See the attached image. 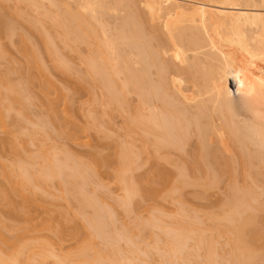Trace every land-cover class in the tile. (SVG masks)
<instances>
[{
    "label": "bare ground",
    "instance_id": "obj_1",
    "mask_svg": "<svg viewBox=\"0 0 264 264\" xmlns=\"http://www.w3.org/2000/svg\"><path fill=\"white\" fill-rule=\"evenodd\" d=\"M60 1L0 0V62H17L8 56L2 39L10 41L26 62L22 76L20 72L13 77L19 72L13 65L10 70L15 73L9 70L12 76L7 72L10 75L1 77L0 129H10L18 118L20 128L29 121L36 70L47 114L61 123L62 136L80 143L77 132H92L106 139L107 146L117 143L112 175L121 196H107L109 191L102 189L108 186L97 181L99 170L110 168V161L97 156L83 162L50 141L47 119L40 117L37 125L29 121L33 129L26 125L20 133L17 126L15 132L12 128L8 145L13 159L6 163L0 156V179L8 185V189L0 186V264H132L135 258L144 264L143 255L152 242L154 251H160L157 257L165 253L173 264L191 239L197 242L196 249L204 250V263L221 264L220 236L228 246L225 263L264 262V0ZM109 1L134 10L122 6L130 12L125 17L110 14L105 6ZM34 33L52 67L74 81L75 90L88 94L91 109L85 127L76 125L69 132L74 90L50 78L43 54L32 40ZM81 48L86 54L77 53L82 67L77 72L63 50L83 53ZM116 117H125V141L108 127ZM191 143L194 148L188 152L194 150L187 161L189 153L186 150L184 157L182 153ZM29 146H36L35 154L27 152ZM140 168L149 174L137 178ZM225 175V199L218 212L203 215L206 219L201 216L208 221L203 228L204 220L184 209L181 193L190 187L199 196V191L217 187ZM238 176L249 179V185H238ZM259 177L262 185H257ZM100 190L109 200L99 198ZM10 194L38 206L45 217L33 225L21 209L16 215L26 217L25 222L6 219L2 210L14 209ZM143 198L178 203L181 213L175 208L167 215L154 202L148 214L145 210V220L141 214L129 219H138L132 228L129 221L119 220L123 227L116 225L117 209L128 217ZM164 218H174L176 224L170 220L174 227L164 226ZM73 223L83 235L74 252H63L58 243ZM152 229L166 241L158 236L154 243L158 233H150ZM122 241L124 249L123 243L119 246ZM161 242L164 253L158 248ZM165 256L156 263H163H159L163 258L165 262Z\"/></svg>",
    "mask_w": 264,
    "mask_h": 264
},
{
    "label": "rangeland",
    "instance_id": "obj_2",
    "mask_svg": "<svg viewBox=\"0 0 264 264\" xmlns=\"http://www.w3.org/2000/svg\"><path fill=\"white\" fill-rule=\"evenodd\" d=\"M58 3H60L61 4V1L60 0H56ZM73 5H75V3L73 2L72 3ZM124 5H127V4H118V3H114V2H112V1H109V2H105V6L109 9V13L111 14V13H113V14H117V15H120V16H122V15H124V13L127 11V8L129 7V9H130V6H124ZM122 6L123 7H127V8H125L126 10H125V12H124V9L122 8ZM138 8H139V6H138ZM134 10V8H132V9H130V12L131 11H133ZM129 11V10H128ZM115 12V13H114ZM117 12V13H116ZM129 12V13H130ZM118 13H120V14H118ZM128 12H126V15L127 14H129ZM34 16L36 15L35 13H32ZM113 14H112V16H113ZM126 15H124V17L126 16ZM35 17H37V16H35ZM118 17V16H117ZM124 17H122V18H124ZM120 18V17H119ZM23 27H25V25L23 26ZM22 27V28H23ZM24 30H25V28H23ZM26 31V30H25ZM31 37H32V40H33V42L35 43V45L38 47V49L41 51V53L43 54V57H44V60L46 61V65H47V67H48V69H49V74H50V78L52 79V80H54L55 81V83L56 84H58L59 86H61V87H64V88H66V89H72V90H74V95H73V101H72V104H71V108L69 109V111H70V114H71V116L72 117H70V118H72V123H71V126L70 125H68L70 128H69V132L71 131L72 132V130L73 129H75L74 127H76V125L77 126H80V127H85L86 126V124H87V122H88V119H87V112L88 111H90V109H91V106H90V104H89V96H88V94L86 93V92H84V91H82V90H78V89H74L75 87H76V84L74 83V81H72V80H70V79H68V78H66L65 76H63L60 72H58L57 70H55L53 67H52V65L50 64V61H49V59H48V57L46 56V54H45V52H44V47H43V45H42V43H41V41H40V39H39V37H38V35L37 34H33V35H31ZM3 41H1L2 42V44L3 45H5L4 47H5V50L7 51V53H9L8 54V56H11L12 57V59L14 58L17 62H15L13 65L15 66V69H17V71L19 70V72L17 73L16 72V74H13V77H15V76H18L19 75V73L21 72V76H22V74H24V69H26L25 67H26V62L24 61V57H23V55L21 54V53H19L17 50H16V48H14V46L10 43V41H8L7 39H2ZM81 52H83V50H85L84 48H81V49H79ZM84 52H86V51H84ZM80 53V52H76V53H74V51H72V50H67V49H65V50H63V54H64V56L65 57H67L68 59H70V60H72V62H75V64H74V70H78L77 72H81L80 70H82V67L80 66V64H78V57H77V53H79V54H86V53ZM45 54V55H44ZM67 55V56H66ZM12 65V64H11ZM10 64H7V63H5V62H0V81H1V77L3 78L5 75H6V73L8 72H10L11 70H13V69H11L10 70V68H12L13 67V65L11 66ZM22 68H23V70H22ZM10 70V71H9ZM20 70H22V71H20ZM12 73L14 72V71H11ZM10 72V73H11ZM7 73V74H8ZM12 73H11V76H12ZM15 73V72H14ZM33 73H34V75H35V77H36V79H35V82H34V88H33V94L35 95V104H33V105H31L30 106V110H29V112H28V116L27 117H29L30 119H27V120H29L28 122L29 123H34V124H36L37 125V121L39 122V121H41L42 119L43 120H46V122L47 121H50L49 123H48V128H46V130L47 131H49L48 133H50V137L52 138L50 141H52V142H55L58 146H60L61 148H64V149H66L68 152H71V154H73L74 156H76L78 159H82L81 161H83V162H92V160L94 159V157H100L101 156V158L104 160V158H105V160H107V161H110V168H108V167H102L100 170H99V174H98V176L99 177H97V178H95V179H97V181H99V182H101L100 184H104V185H106V187L108 186V189L107 190H105V189H102L103 191H106L105 193H108V191H109V193H108V195L107 196H109V194L110 195H112V198H113V196H114V198L116 199L117 197H120L121 196V191H119V189H118V186L116 185V183L114 182L115 180H114V176L112 175L113 174V171H112V169H114L115 168V166H113L114 164H116V162L114 161L115 160V158H114V152H115V147H116V145H117V143L115 144V146H107L108 144V142L106 143V139H105V141L103 140V138H101V135L99 136V135H97V134H94V133H92V132H88V133H78L77 132V134H76V131H75V134H76V137L79 139V142L80 143H74V142H71L70 140L68 141L64 136H62L60 133V131H64V128L62 129L61 128V123H59L57 120H55L54 118H51L50 117V115L49 114H47V110H46V108H47V105H46V100L43 98V96H42V93H41V89L39 88V85L41 84V78H40V74L35 70V71H33ZM5 74V75H4ZM8 75H10V74H8ZM20 76V75H19ZM5 78V77H4ZM19 78V77H18ZM3 80V79H2ZM1 88V87H0ZM134 101H132V104H134V106H135V104L136 103H133ZM43 104H45V105H43ZM131 104V105H132ZM133 105H132V107H131V109L134 107ZM100 110V109H99ZM14 115V114H13ZM18 117V116H17ZM17 117H15L14 116V119H16ZM41 117V118H40ZM44 117V118H43ZM48 117V118H47ZM41 119V120H38V119ZM50 118V119H49ZM123 118H125V117H123ZM122 117H116L115 119H114V121H112V123H111V125L110 126H108L109 128L111 127V129L112 130H114L113 132L114 133H118L119 134V136H118V138L120 137V136H122L121 138V140H123L125 137H126V134H125V132L124 131H126L125 130V125L126 124H124V123H126V122H124V120L125 119H123ZM20 118H18V121H17V119H16V121H14V122H12V120H11V125L12 126H10V129H8V130H3V129H0V156H1V159L2 160H4V162H6V163H11V161H12V159H13V154H12V152H11V149H10V146L8 145V141L10 140V136H9V131H11L12 130V128H14L13 130H14V132H15V130L17 129V128H20L19 127V120ZM34 121V122H33ZM17 122V123H16ZM24 122V121H23ZM28 122H25L26 123V125L28 124ZM51 123V124H50ZM24 125V123L23 124H21L20 126H23ZM26 125H24L23 127L24 128H26L25 126ZM15 126V127H14ZM16 126H17V128H16ZM31 125H27V127H30ZM68 126L66 127L67 129H68ZM23 127H21L22 129H23ZM33 126H31V128L30 129H33L32 128ZM62 127H63V125H62ZM18 129V132L17 133H20V132H23V131H21L22 129ZM65 128V131L67 130ZM72 129V130H71ZM78 129V128H77ZM20 130V131H19ZM45 130V131H46ZM106 130V129H105ZM46 131V132H47ZM56 131V132H55ZM62 131V132H63ZM73 132H74V130H73ZM58 133V134H57ZM18 135V134H17ZM61 136V137H60ZM117 135H115V137H116ZM125 136V137H124ZM124 137V138H123ZM117 138V137H116ZM18 139V138H17ZM120 139V138H119ZM56 140V141H55ZM137 141H136V145H138V143L139 142H141L138 138L136 139ZM139 140V141H138ZM18 141V140H17ZM20 141V140H19ZM18 141V142H19ZM123 141H125V139L123 140ZM51 142V143H52ZM121 142V141H120ZM21 143V142H20ZM19 143V144H20ZM55 143H52V144H55ZM81 143H87L88 145H82ZM56 144H55V146H56ZM140 144V143H139ZM193 143H191V146L190 145H188L187 147H188V149H186L187 147H185V150H184V152L182 153V155L186 152V150H187V152H188V150L189 149H191L190 147H193L194 148V145H192ZM3 145V146H2ZM58 146H56L57 148H60V147H58ZM35 147L36 146H34V147H32V146H29L28 147V150H27V152L28 151H30L31 153L33 152V151H35L36 149H35ZM108 147V148H107ZM139 147V146H138ZM138 147H137V149H138ZM142 146H140L139 148H141ZM114 150V151H113ZM140 150V149H139ZM192 150H194V149H192ZM192 150H190V152H193ZM36 152V151H35ZM35 152H33V154H35ZM190 152H188L189 153V155H187V156H185V158H186V160H187V158H188V156H189V159H190V155H192ZM29 153V152H28ZM27 153V155H29ZM101 154V155H100ZM187 154V153H186ZM186 154H184V155H186ZM94 155V156H93ZM96 155V156H95ZM184 155H183V157H184ZM58 156V158H60L61 157V154H59V155H57ZM176 156H178V157H180V160H182V159H185V158H181L182 156H180V155H176ZM175 156V158H177L176 159V161L177 162H179L178 161V157H176ZM145 156H143V158H144ZM174 157V156H173ZM93 158V159H92ZM99 159V158H98ZM102 159H100V160H102ZM173 159V158H172ZM175 160V159H174ZM186 160H182V161H186ZM113 161H114V163H113ZM187 161H189V160H187ZM179 164H181V162H179ZM147 169L149 170V166H147ZM147 169H144V168H140V169H138L136 172H135V176L138 178V176L140 177V176H142V174L141 173H145L144 171L146 170V173L148 172V170ZM108 170V171H107ZM112 172V173H111ZM145 173V175L144 176H146V175H148V174H146ZM137 174H139L138 176H137ZM239 177H240V180H239ZM257 181V185L259 184V185H262L261 183H263V179L262 178H258V179H256ZM96 181V180H95ZM241 181V182H240ZM244 180L241 178V176H238L237 177V183H238V185H241V186H243V185H245V186H247V185H249V183H248V181H249V179L248 180H246V181H244ZM228 182V177L225 175L222 179H221V182L218 184V186L217 187H215V188H213V189H210L209 191H206V192H200L199 190V196H197L198 195V193H197V195H196V192L195 191H197V189L195 190L194 188H185L183 191H182V193H181V196L183 197H181V199H185L183 202H184V206L186 205V208L184 207V209H187V210H191V215L192 216H194L195 214H196V216L197 217H204V216H206L207 214H213V213H215V212H218L219 211V204H221V199H225L224 198V195L227 193L226 192V190H225V185H226V183ZM261 182V183H260ZM222 183V184H221ZM244 183H246V184H244ZM55 184H57V183H55ZM243 184V185H242ZM220 185V186H219ZM0 186L2 187H4V189H8V185L3 181V180H1L0 179ZM57 186H58V184L56 185V188H57ZM225 187V188H224ZM53 188V187H52ZM59 188V187H58ZM57 188V189H58ZM51 189V188H50ZM54 191H57V189H55V185H54ZM194 190V191H193ZM52 191V190H51ZM185 191V192H184ZM211 191V192H210ZM53 192V191H52ZM99 192V191H98ZM100 192L101 193H99V198H101L103 195L102 194H104L101 190H100ZM54 193H56V192H54ZM204 193V194H203ZM222 193V194H221ZM183 194V195H182ZM104 196H105V194H104ZM111 197V196H110ZM261 197H263L264 198V193L262 194V196ZM10 198H11V200H12V202H13V204H14V209H11V208H5V209H3L2 210V212H3V215L5 216V218L6 219H8V220H10V219H14V220H17V221H19V222H25V219H30V220H32V223H33V225H37L44 217H45V215L46 214H44V211L41 209V208H39L38 206H34V205H31V204H28V203H25V202H23V200H21L19 197H17V196H15V195H13V194H10ZM108 198V197H107ZM106 197H102L101 199L103 200V201H105V200H109V199H107ZM112 198H110V200L112 199ZM113 198V199H114ZM112 201V200H111ZM106 202V201H105ZM114 202V200L111 202V203H113ZM157 203L158 201H154V200H151V202H150V200H148V199H142V201H139L136 205H138V207H136V205L135 206H133V208H134V212H132L128 217H126V215L124 216L123 214H122V210L121 209H117V211L115 212V218H116V225H118V223L121 225V223H120V221L119 220H122V221H126V222H128V225L127 226H129V224H131V226H129V227H133V225L134 224H132V223H134V220H138V219H135L136 217L134 216V220H133V222H131L129 219L131 218V220H132V217H133V215L135 214V215H137L138 217L140 216V214H141V217H142V219L143 218H145L146 216L145 215H147L148 214V212H149V205H152V204H154L155 205V203ZM110 203V202H109ZM109 204V205H113V204ZM107 204H108V202H107ZM158 204V206L159 207H161L162 208V210H165L166 211V214L167 215H172V212L171 211H177L178 209L180 210V205L178 204H176V203H169V202H163L162 204H161V202L159 203H157ZM218 205V206H217ZM73 206H75V205H72L71 206V204H70V207H71V210H72V208H74L75 209V207H73ZM146 208H148V209H146ZM177 210H176V209ZM21 209H24L25 211H26V213H27V218L25 217H22V218H20V219H18L17 218V212L19 211V210H21ZM73 209V211H75ZM182 209H183V207H182ZM121 210V211H120ZM136 210V211H135ZM140 210V211H139ZM145 210H146V213H145ZM193 210H195L196 211V213H195V211L193 212ZM148 211V212H147ZM165 211H164V213H165ZM171 212V213H170ZM174 212V213H175ZM192 212H193V214H192ZM212 212V213H211ZM136 213H138V214H136ZM169 213V214H168ZM179 213V212H178ZM180 213H181V210H180ZM199 215H198V214ZM177 214V213H176ZM175 215V214H174ZM204 215V216H203ZM148 216V215H147ZM137 217V218H138ZM199 217V218H200ZM201 217V218H202ZM126 218H128V219H126ZM175 218V219H174ZM173 219L176 221V217H174ZM205 218V217H204ZM204 218H202V220H204L203 222H205L206 223V218L204 219ZM141 219V218H140ZM168 219V220H167ZM172 218H164V220H166V221H164L163 220V225L164 226H166L167 227V224H170L169 225V227L172 225L171 224V220ZM172 219V220H173ZM178 219H180V218H178ZM143 220H145V219H143ZM173 220V221H174ZM173 221H172V223H173ZM174 221V223L176 224V222ZM167 222V223H166ZM203 222H201V220H200V224H204ZM123 224H125L124 222H122ZM207 223H208V221H207ZM206 223V224H207ZM76 224V226H78L77 225V223H75ZM174 224V225H175ZM199 224V225H200ZM201 225L203 228H206L207 226H208V224L207 225ZM115 225V226H116ZM174 225H173V227H174ZM119 226V225H118ZM117 226V227H118ZM206 226V227H205ZM116 227V231H118L117 228ZM121 227H123L122 225H121ZM169 227H167V228H169ZM172 227V226H171ZM172 227V228H173ZM201 227V228H202ZM78 228V227H77ZM202 228V229H203ZM78 229H80V228H78ZM169 229H171V228H169ZM115 230V229H114ZM120 230H122V228L120 229ZM75 231L77 232V231H79V230H77L76 229V227H75V225H74V223L73 224H68L67 225V227H66V237H65V240L63 241V242H61V243H58V247H59V249L60 250H62L63 252H74L75 250H76V248L78 247V244H79V237H81V235H83V234H81V230H80V236H79V232H77L78 233V236H77V234L75 233ZM152 231H153V229L152 230H149V232L150 233H152ZM158 230L156 229H154V231L153 232H156V234L159 232H157ZM117 233H119V231L117 232ZM161 233V232H160ZM217 234V231H215L213 234ZM147 235H149V237H151V236H153L152 234H151V236H150V234H147ZM155 235V234H154ZM160 235H162V234H160ZM159 235V233H158V235L156 236V238L157 239H155V236L152 238V239H154L155 241H154V243H156L157 241H158V236H160ZM162 236H164L165 237V235H162ZM162 236H160V238L162 237ZM83 237V236H82ZM148 237V238H149ZM224 237V236H223ZM223 237H219V239H218V242H219V244H218V250L221 252L220 254V258H218V260L220 259V263L221 264H227V263H225V262H227V260L229 259V257H228V255L226 254L227 253V247L228 246H226V243L224 242V240L226 241V239H225V237H224V240H223ZM163 238V237H162ZM147 239V238H146ZM150 239V242L152 241V239L151 238H149ZM149 239H147L146 241L147 242H149ZM96 240H98L99 241V239H95L94 240V242L95 243H97V241ZM157 240V241H156ZM163 240H164V242L166 241L165 240V238H163ZM193 239H191V240H188V244H186L187 246V248L185 247V249L182 251V253L181 254H179V255H181L182 256V258H180V256H179V258L182 260L183 258L185 259V260H180L179 258V260L177 259V263L178 264H182V263H184V262H188V264L190 263V264H195L196 262H200V264L202 263V264H206V263H204L205 261H204V256L202 255V253H203V251L204 250H198V248L196 249L195 247L196 246H194L197 242H195L194 240V242L192 241ZM222 240H223V242H222ZM161 241H162V239H161ZM160 242V241H159ZM164 242H161V243H163V244H161V243H157L158 244V246H160V245H164L165 243ZM221 242V243H220ZM102 243V242H101ZM100 243V241H99V244L97 243V247L99 248V249H103V248H100V247H103V244H101ZM123 243V244H122ZM153 243V242H152ZM150 244V247H149V249H147L148 250V252L146 253V255L144 254L143 256H144V261L146 260V262L145 263H147V264H155L156 262H158V259L157 258H162L161 256H165L166 254L164 253V250H163V247L162 246H160V247H158L160 250L162 249L163 250V253L164 254H161V253H159L161 256L160 257H157L158 256V251H154V248L153 247H155L153 244ZM194 243V244H193ZM120 244H122V246L121 247H123L125 244H124V242L122 241V242H119V246H120ZM101 245V246H100ZM189 245V246H188ZM197 245V244H196ZM262 245V244H261ZM120 247V248H121ZM164 247H165V245H164ZM198 247V246H197ZM225 249H224V248ZM119 248V249H120ZM123 249H124V247H123ZM156 249V248H155ZM121 250H122V248H121ZM190 251V252H189ZM160 252V251H159ZM226 252V253H225ZM191 253V254H190ZM199 254V255H198ZM142 255L140 256V257H143ZM150 256V257H149ZM168 255H166L165 257H166V261L165 262H167V261H169V264H172V263H170V258H169V256L167 257ZM191 256V257H190ZM224 256V257H223ZM199 257V258H198ZM204 257V258H203ZM139 258V256L137 257V259ZM226 258V259H225ZM141 259V258H140ZM157 259V260H156ZM191 261H190V260ZM133 260H135V261H133ZM132 260V264H137V262L139 261V259H138V261H136V258L135 259H133ZM142 260V259H141ZM141 260H140V262H141ZM161 260L163 261V263H161ZM160 262L159 263H161V264H164L165 262H164V258L163 259H160L159 260ZM223 261V262H222ZM134 262V263H133ZM180 262V263H179ZM182 262V263H181ZM144 263V264H145ZM168 263V262H167ZM176 263V261H175V263H173V264H177ZM197 263V264H198ZM139 264V263H138ZM140 264H143V263H140ZM156 264H158V263H156ZM166 264V263H165ZM258 264H264V262L263 261H261V262H259Z\"/></svg>",
    "mask_w": 264,
    "mask_h": 264
}]
</instances>
